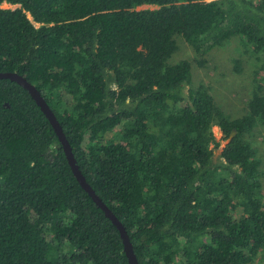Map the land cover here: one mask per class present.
I'll use <instances>...</instances> for the list:
<instances>
[{"label":"trees","instance_id":"trees-1","mask_svg":"<svg viewBox=\"0 0 264 264\" xmlns=\"http://www.w3.org/2000/svg\"><path fill=\"white\" fill-rule=\"evenodd\" d=\"M180 39L197 67L214 47L241 48L254 68L240 115L193 84L191 61L168 62ZM232 69L242 71L241 58ZM0 72L44 98L138 264H264V167L253 141L256 130L264 138V0H0ZM214 126L223 139L234 131L216 158ZM0 264H129L48 118L8 78Z\"/></svg>","mask_w":264,"mask_h":264},{"label":"rangeland","instance_id":"rangeland-1","mask_svg":"<svg viewBox=\"0 0 264 264\" xmlns=\"http://www.w3.org/2000/svg\"><path fill=\"white\" fill-rule=\"evenodd\" d=\"M3 8H14L8 4H2ZM150 8L154 6L143 5L138 9ZM178 39V38H177ZM179 48L171 55L168 62L175 63L183 58L191 61L192 82L194 85L204 82L211 87V91L216 101L224 106L225 111L231 116H238L243 109V102L246 98V92L249 91L251 83V71L254 68L246 61V55L241 53V48L236 42L228 45L212 48L205 58V65L197 67L195 64V54L190 47L183 41L177 40ZM241 58L243 61V69L240 73H235L232 69V59ZM203 83V84H204ZM188 86H185V90ZM213 134L219 142V147L214 150V158L218 157L223 145L228 141L223 139V135L217 126H214ZM254 144L258 148V154L263 162L264 167V138L263 133L256 130L253 138ZM264 184V177H263ZM264 188V186H263Z\"/></svg>","mask_w":264,"mask_h":264},{"label":"water","instance_id":"water-1","mask_svg":"<svg viewBox=\"0 0 264 264\" xmlns=\"http://www.w3.org/2000/svg\"><path fill=\"white\" fill-rule=\"evenodd\" d=\"M2 78H8L12 81L17 82L19 85L24 87L28 90L31 97L35 100L36 104L40 107L42 112L45 114V116L48 118L50 124L52 125L58 140L64 150L66 159L68 161V164L70 165V168L78 181V183L81 185V187L91 196L93 201L97 204V206L104 212L105 216L108 217L112 223L116 226V228L119 231L122 243H123V249L127 256L128 263L129 264H138L137 259L133 253L132 244L129 240L128 234L125 231L123 225L121 222L115 217V215L112 213V211L102 202V200L95 194L93 189L90 187V185L86 182L84 176L81 174L75 158L73 156V153L71 151L70 145L62 131V128L60 127L58 121L56 120L52 110L47 105L44 98L41 96V94L37 91L34 85H32L30 82H28L23 76L19 75L16 72H0V79ZM234 134V131H232L231 136L229 137L228 141L231 139L232 135Z\"/></svg>","mask_w":264,"mask_h":264}]
</instances>
